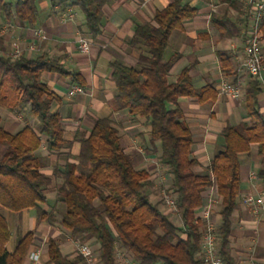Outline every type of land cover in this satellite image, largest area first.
Returning <instances> with one entry per match:
<instances>
[{
	"label": "trees",
	"instance_id": "1",
	"mask_svg": "<svg viewBox=\"0 0 264 264\" xmlns=\"http://www.w3.org/2000/svg\"><path fill=\"white\" fill-rule=\"evenodd\" d=\"M38 1L17 0L11 4L0 0V15L35 27ZM49 1L52 8L77 9L94 39L101 33L104 8L111 0ZM217 2L225 9L213 12L209 24L218 40L244 37L248 20L240 17L239 1ZM196 14L197 9L185 0H171L155 11L150 21L133 23L131 42L140 47L136 66H125L117 60L108 63L117 108L128 112L131 123L144 120L149 131L139 134L143 155L155 158L168 175L166 195L158 197L149 190L160 175L135 167L134 155L120 143V125L109 116L95 120L89 134L75 141L78 153H71L74 141L65 140L61 118L50 108L60 102V97L47 87L43 74H57L80 88H84V79L45 52L34 57L23 52L11 58L0 36V109L25 118L29 113L39 124L36 128L25 124L9 133L0 115V206L14 213L34 210L36 224L58 228L64 241H94L98 244L96 264H120L118 253L133 264H203L200 241L204 225L198 211L213 188L218 204L211 213L216 212L220 219L215 226L217 254L224 264H235L227 246L231 215L237 209L241 189V155L255 150L260 162L256 175L264 181V115L259 104L264 91L255 78L246 76L243 120L222 128L210 160L200 172H194L200 164L193 157L194 141L178 101L194 98L200 104L214 102L217 89L212 84L194 88L189 67H183L172 82L170 70L178 56L165 54L171 33L182 29L183 23ZM216 57L221 73L236 81L239 75L229 53L217 51ZM42 145L47 154H55L57 162L63 161L62 166L57 163L53 167L51 176L42 172V157L37 154ZM52 185L55 197L49 204L46 193L53 192L48 191ZM165 196L174 202V216L168 215ZM34 234L35 230L25 233L8 252L6 244L11 234L0 214V264H23L34 244ZM61 248L59 239L48 238L44 264H84L75 249L64 254Z\"/></svg>",
	"mask_w": 264,
	"mask_h": 264
},
{
	"label": "crops",
	"instance_id": "2",
	"mask_svg": "<svg viewBox=\"0 0 264 264\" xmlns=\"http://www.w3.org/2000/svg\"><path fill=\"white\" fill-rule=\"evenodd\" d=\"M5 1L14 4L17 0ZM170 1L111 0L104 8L101 33L94 39L88 35L80 13L72 7H66L64 10L56 5L52 8L49 0L38 1L39 19L35 27L27 26L26 23L16 19L7 20L0 15V36L5 40L9 50L11 41L15 38L22 43V48L25 49L32 42L33 29L40 28L44 31L46 39L41 43L35 41L32 51L25 49L27 57H34L40 52H45L51 58L60 60L66 70L78 72L84 79L85 85L82 92L69 95V92L77 85H72L68 79L61 78L54 73L43 74L47 87L60 97V102L52 103L50 108L61 118L65 140L74 141L72 154H77L79 150V144L75 141L89 134L95 120L109 116L120 125V130L123 129L120 133V143L125 151L128 153L134 151V156L138 154L135 167L160 175L155 170L157 165L156 161L153 162L155 158H146L138 146L141 142L139 134H146L149 127L142 119L131 123L128 112L117 108L114 101L115 88L110 80L108 63L117 60L125 66H136L140 47L131 42L133 23L150 21L155 11L162 9ZM185 1L197 9V14L191 20L184 22L182 29L173 31L170 35L168 47L171 48V52L168 56L172 53H177L178 56L170 70V80L173 82L183 67H189V75L194 88L199 89L207 84H212L217 88L222 79L228 81L230 79L221 73L216 52L229 53L238 71L242 43L232 47L234 46L232 40H218L217 33L209 24L210 15L213 12L220 13L225 9L224 5L219 4L217 0ZM230 13L234 14L232 10ZM240 17L244 19L242 14ZM80 39L89 42V49L85 53L78 49ZM242 101L243 90L240 100H230L217 95L214 102L205 104L198 103L194 98H181L178 101V106L184 113L194 141L193 157L200 164L197 172L205 167L214 153L222 128L226 125H236L243 120ZM259 104L261 113L264 115V94ZM25 124L31 123L22 114L8 113L5 119L2 118V126L9 133L16 132ZM32 125L35 126V123ZM37 154L42 157V172L47 176H51L52 169L57 163L61 166L63 164L62 160L57 162L55 154H47L44 145L39 148ZM259 168L260 162L254 149L251 154L240 156L241 189L237 209L231 215L232 225L227 246L235 264H264V209L260 210L257 215H253L241 201V197L246 194L259 195L264 192V181L258 177L250 178V173L257 174ZM211 196L217 198L213 188L206 193L204 206ZM215 205H213V210L216 208ZM27 210L23 211L27 212ZM32 212L27 215V218L30 220L29 231L35 230L34 244L28 251L23 264H32L28 255L33 248H38L40 251L39 264L47 261L44 245L48 238L59 239L62 242L61 251L64 254L71 253L75 249L73 241L60 239L63 233L58 228L50 227L45 223L37 225L34 210ZM168 213H171L168 214L171 217L175 212ZM211 218L217 226L220 222L217 213H211ZM8 227L12 237L9 224ZM87 244L92 247L94 253L98 249V244L94 241H89ZM120 264L123 263L120 262Z\"/></svg>",
	"mask_w": 264,
	"mask_h": 264
},
{
	"label": "built area",
	"instance_id": "3",
	"mask_svg": "<svg viewBox=\"0 0 264 264\" xmlns=\"http://www.w3.org/2000/svg\"><path fill=\"white\" fill-rule=\"evenodd\" d=\"M240 3L242 16L249 21L248 28L242 39L241 58L238 68V79L236 81H228L222 79L217 85V95L224 96L230 100H240L242 98V86L244 80L240 77L243 73L247 76L255 78L261 85L264 91V56L262 54V45L264 44V0H238ZM46 39L42 29L36 28L32 31V42L25 49L27 51L34 50V42L41 43ZM25 49L22 48V43L18 39H14L10 44L9 56L16 58L21 55ZM78 49L85 53L89 49V42L85 39H80ZM81 93L82 88L76 86L69 95ZM264 94V92H263ZM257 175L254 172L250 173V178L256 179ZM211 195V194H210ZM242 204L250 210L253 215H257L260 210L264 209V192L259 195L246 194L241 197ZM218 204V199L209 197L208 202L199 213L200 219L203 221L204 231L200 241V254L203 264H224L217 254V238L215 235V224L211 218L213 205ZM164 206L170 212H176L175 205L170 196L164 197ZM75 251L83 258L84 264H96V258L92 247L87 243L74 241ZM29 260L32 264L40 263V251L38 248H33L30 251ZM117 259L123 264H133L123 258L119 253Z\"/></svg>",
	"mask_w": 264,
	"mask_h": 264
},
{
	"label": "rangeland",
	"instance_id": "4",
	"mask_svg": "<svg viewBox=\"0 0 264 264\" xmlns=\"http://www.w3.org/2000/svg\"><path fill=\"white\" fill-rule=\"evenodd\" d=\"M75 10H76V12L79 13V11L77 9H75ZM233 13L234 14H232V13H230V14H232L233 16H236L235 12H233ZM241 13H242V11H241ZM242 38L243 37H239V38L234 37L232 39H229V40L233 41V43L231 41L232 45H234L232 47L239 46L242 43L241 42ZM229 43L230 42H228V44ZM170 52H171V48L168 47L166 50L165 56L168 57V54ZM262 54L264 56V44L262 45ZM246 76L247 75H245L243 73L240 74V77H242V78H246ZM0 115L2 116L3 119H5L8 115V113L6 111L0 109ZM26 119L28 120V122L31 123L30 125L35 123V126L32 125L35 128H36V125H39L38 122L29 113L26 114ZM3 126H4V123H3ZM121 130H123V129L121 128ZM138 146H139L140 150L143 151V153L145 154V150L143 149L141 142L138 143ZM134 153L135 152L133 151L131 154H134ZM137 160H138L137 156L135 155L134 156V163H137ZM154 161L155 160H153V162ZM155 170L160 173V176L156 182V185L152 189H150L149 192H151L154 196L158 197L160 194H165L164 190H165V188L169 187L170 182L168 180V175L164 173V169L161 168L158 164L155 166ZM194 172H197V168L194 169ZM48 191H53L52 193H49V194L46 193L49 204H52L54 202L55 189L49 188ZM51 194H52V196H51ZM62 208H63V206H62ZM31 213H33L32 210H27V212L23 211V212H19V213H14V212H10V211H8V210H6L0 206V214L7 220L8 224L10 226L11 232H12L11 240L9 241V243L6 246V249L8 252L13 250V248L18 243V241L21 239L23 234L30 230V220L27 218V215L31 214ZM174 222L179 224V221H177V220H174ZM60 239H64V235L61 236Z\"/></svg>",
	"mask_w": 264,
	"mask_h": 264
}]
</instances>
